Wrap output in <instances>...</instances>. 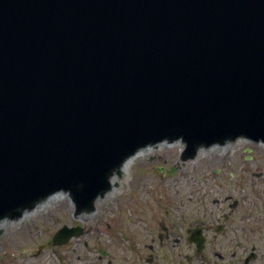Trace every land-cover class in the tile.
Segmentation results:
<instances>
[{"label": "water", "instance_id": "obj_1", "mask_svg": "<svg viewBox=\"0 0 264 264\" xmlns=\"http://www.w3.org/2000/svg\"><path fill=\"white\" fill-rule=\"evenodd\" d=\"M240 132L264 135V0H0V214L59 188L85 207L147 141L185 134L193 149ZM233 139L217 147L251 142ZM155 146L113 169L86 223L116 209L133 166L185 147ZM197 149L180 161L199 169L218 152ZM72 198L60 191L0 225L40 224L68 203L75 213Z\"/></svg>", "mask_w": 264, "mask_h": 264}, {"label": "flooded vegetation", "instance_id": "obj_2", "mask_svg": "<svg viewBox=\"0 0 264 264\" xmlns=\"http://www.w3.org/2000/svg\"><path fill=\"white\" fill-rule=\"evenodd\" d=\"M237 146L228 144L220 151L221 159L214 162L219 166L213 185L204 189L202 181L199 194L189 187V192L177 191L171 198L165 194L162 203L154 201L148 239L139 238L129 264H264V144L244 145L238 166L243 165L244 176L234 171L236 160L231 150ZM226 151L228 157L223 156ZM7 227L0 225V235ZM10 254L20 257L5 248L0 260ZM102 257L82 264H114L113 259L100 260ZM58 264L67 262L61 258Z\"/></svg>", "mask_w": 264, "mask_h": 264}, {"label": "rangeland", "instance_id": "obj_3", "mask_svg": "<svg viewBox=\"0 0 264 264\" xmlns=\"http://www.w3.org/2000/svg\"><path fill=\"white\" fill-rule=\"evenodd\" d=\"M243 150V144L231 150L236 160L234 171L240 176L245 175L243 165L238 167L240 162L242 164ZM180 153L171 151L133 166L119 204L110 203V207L116 209L102 212V218L86 223L84 215H75L68 203L46 211L40 224L11 226L0 235V251L12 249L20 257L7 255L0 264H58L59 258L67 264H76L75 261L82 264L100 258V255H103L100 260L113 259L114 264L133 262L139 238L148 239L154 201L162 203L165 194L171 198L177 191L189 192V187L190 191L199 194L197 190L202 181L204 189L216 182L219 164L214 165V162L220 151H209L199 160V169H194V163L180 161ZM228 154L226 151L223 156L228 157ZM160 166H164L163 172L158 169ZM194 183L197 185L191 189ZM64 225H80L84 232L66 244H53L54 234Z\"/></svg>", "mask_w": 264, "mask_h": 264}, {"label": "bare ground", "instance_id": "obj_4", "mask_svg": "<svg viewBox=\"0 0 264 264\" xmlns=\"http://www.w3.org/2000/svg\"><path fill=\"white\" fill-rule=\"evenodd\" d=\"M248 143H252V142H248ZM225 144L227 145V144H229V143H225ZM225 144H222V145H225ZM226 145H225V146H226ZM237 145H242V144H241V143H237ZM237 145H234V146H237ZM225 146H222V148L225 147ZM227 148H228V147L223 148V149H227ZM216 149H217V151H221V150H223V149H221V148H219V147H217V146H216ZM216 156H217V158H220V159H221V156H220L219 153H217ZM180 157H181V158H184V157H185V156H183L182 152L180 153ZM81 213L83 214V212H81ZM83 215H84V214H83ZM8 228H9V227H7V228H5V229H8Z\"/></svg>", "mask_w": 264, "mask_h": 264}]
</instances>
